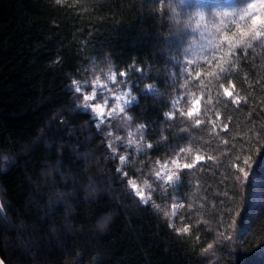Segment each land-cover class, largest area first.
Here are the masks:
<instances>
[{
    "label": "trees",
    "instance_id": "16d2710c",
    "mask_svg": "<svg viewBox=\"0 0 264 264\" xmlns=\"http://www.w3.org/2000/svg\"><path fill=\"white\" fill-rule=\"evenodd\" d=\"M210 2L222 9L242 7L248 0ZM168 3L0 0V148L34 146L30 159L0 175L4 210L34 225L27 235L37 238L26 251L13 245L19 250L13 258L24 264H264V147L251 148L257 139L264 144V45L252 41L246 56L237 50L241 59L233 61L235 88L230 90L241 99L239 106L223 97L216 105V93H211L208 115L216 121L215 131L192 126L189 132H180L185 125L179 118L167 120L164 113L172 110L175 98L179 109L186 110L187 96L181 87L186 74L181 70L187 59L201 64L203 59L193 55L201 42L199 33L184 24L183 15L195 9L179 8L182 15L174 23ZM111 72L116 77L113 89L128 86L137 97L126 110L132 128L146 125L144 142L154 146L140 152L120 148L119 153L128 157L124 165L113 158L106 143L112 139L106 135L109 130L127 139L121 121L98 130L90 111L77 106L72 86L77 80L89 89L94 80ZM121 72L126 73L124 79ZM146 85H154L156 94ZM204 95L201 114L207 91ZM223 124L228 125L226 130ZM45 141L51 142L50 149ZM189 143L200 149L204 160L197 168L183 170L180 183L165 190L154 173L170 161L173 151ZM85 151L92 154L90 172L105 192L93 202L79 197L72 201L77 212L72 231L66 232L61 225L63 208L51 214L47 209L37 211L35 201L42 203L43 197L30 189L26 173L34 176L43 160L60 158L66 171L82 177L84 164L77 153ZM237 155L245 160L239 181L230 167L239 163ZM117 168L140 186L145 181L152 185L150 204L134 197ZM59 186L70 188L73 183ZM174 202L184 207L173 209ZM110 210L117 214L101 233L94 227L95 219ZM53 223L61 225L59 241L50 238ZM185 226L189 230L180 231ZM220 231L229 239L218 240ZM209 243L213 248L205 251ZM6 245V236L0 235V246Z\"/></svg>",
    "mask_w": 264,
    "mask_h": 264
},
{
    "label": "snow or ice",
    "instance_id": "6c2138e0",
    "mask_svg": "<svg viewBox=\"0 0 264 264\" xmlns=\"http://www.w3.org/2000/svg\"><path fill=\"white\" fill-rule=\"evenodd\" d=\"M188 27L194 33H199L202 42L200 44V55L203 64L198 61L194 62L192 59L186 60V66L181 70L182 73L186 74V79L181 85L187 96L186 110L184 108L177 109V102L174 101L172 110L164 113V116L170 121L179 118L180 124L185 125L180 128V132H189V128L192 126L197 128L210 126L207 127V130L214 132L216 121L208 115L212 110L208 107L213 100L211 93L213 91L216 93V105L222 103L221 97H223L224 101H230L231 104L239 106L241 99L234 96L230 91V89L235 88L231 76L236 67L233 61L238 62L241 59V56L237 54V50L242 51L245 56L247 55L248 49L252 47V41H259L261 45H264V0H248L242 7L222 8L212 11L210 14L203 10H196L194 13H189ZM196 43L197 41L194 39L193 44ZM205 50H208L207 54H205ZM188 51H190V48ZM119 75L125 77L126 73L121 72ZM108 79L112 83L116 82L114 76H109ZM72 86L73 91L77 94L75 99L80 102L77 106L90 111L93 119L97 121L95 126L98 130L102 126L111 129L113 120L121 121L120 127L127 132L126 140L120 135H115L112 130L106 133L107 136L112 137L111 140L106 142L107 147L111 150L113 158L118 159L121 165L126 163L128 157L119 153L120 148L127 150L134 147L137 152H140L154 147L153 144L144 142V132L147 126L141 124L133 129L131 126L132 118L126 115V110L132 107L133 102L137 100V97L132 95L130 90L115 94L108 83H102L99 79L94 80L91 85L87 86L90 87V91L82 87L77 80L73 81ZM146 89L153 95L156 94L154 85H146ZM206 91L208 96L203 114H201L199 105L205 99L204 94ZM215 115L217 119L221 116L218 107ZM227 127V124H223L222 130H226ZM137 134H139L138 137ZM217 135L219 134L217 133ZM261 147H264V144H260L259 139L251 145V148H255L256 151H259ZM208 159L211 160L212 157L209 156ZM234 159L239 163L234 162L230 167L234 169L232 175L236 181H239L240 173L244 171L245 160L240 155L235 156ZM181 160L184 162L181 163ZM203 160L204 157L200 154L199 148L194 149L191 143L187 147L181 146L178 151H173L170 161H166L161 169L154 173L155 179L165 190L169 187L175 188L180 183V173L185 169L197 168ZM169 164L172 166V171L167 170ZM117 172L122 173L132 194L141 204L148 205L152 202L151 191L145 192V189L154 190L152 185L145 181L144 187H141L135 179L129 178V174L124 172L122 168H117ZM194 187H198V184ZM223 195H227V193H223ZM152 206L159 208V205L154 203ZM0 207L6 209L7 205L0 201ZM172 207L177 209L183 208L184 205L180 202H174ZM169 215V213H165V216ZM175 215L176 211H173L171 216ZM2 223L3 218H0V225ZM188 230V226L180 229L183 232ZM221 238L229 239L225 231L218 232L217 239ZM212 248L213 244L209 243L205 251ZM18 251L13 249L11 245L7 247L0 246V264H24L18 257L13 258V253Z\"/></svg>",
    "mask_w": 264,
    "mask_h": 264
},
{
    "label": "clouds",
    "instance_id": "9594fccd",
    "mask_svg": "<svg viewBox=\"0 0 264 264\" xmlns=\"http://www.w3.org/2000/svg\"><path fill=\"white\" fill-rule=\"evenodd\" d=\"M167 8L170 13L169 19L174 23L177 22V16L182 15L178 11L179 8H194V11L187 12L183 15L185 17V27L190 28L188 27L189 13H194L196 10H203L210 14L212 11L220 10L221 6L210 2V0H178V3H173L172 0H169ZM44 146L46 149H50L52 145L50 141H45ZM33 150L34 146L29 145L13 149L0 148V175L16 167L21 160L30 159ZM91 156L92 154L87 151L77 153V159L82 160L84 164L82 169L84 175L82 177L71 170L66 171L62 167L63 162L60 158L54 161L50 159L43 160L34 176L27 175L26 173L30 189L35 190L36 193L43 197L42 203L35 201L37 211L43 212L47 209L48 214H51L56 212L58 208H63L61 225L66 232L72 231L74 227L72 217L77 212L76 205L72 201L79 197L85 202H93L98 200L105 192L102 184L90 172L94 163ZM57 177H59V180H57ZM70 182L73 183V187L63 188L59 186L67 185ZM3 191V186L0 185V193H3ZM5 213L6 211L0 207V218H3V223L0 225V235L6 236V247L14 245L15 248L26 251L30 245H35L36 236L27 235L29 228L35 226L30 225L22 217H13L8 213L5 216ZM116 214V212L111 210L101 213L95 219V229L101 233L106 232L114 221ZM61 225L53 223L49 227L48 231L51 239L59 241Z\"/></svg>",
    "mask_w": 264,
    "mask_h": 264
},
{
    "label": "rangeland",
    "instance_id": "374dc122",
    "mask_svg": "<svg viewBox=\"0 0 264 264\" xmlns=\"http://www.w3.org/2000/svg\"><path fill=\"white\" fill-rule=\"evenodd\" d=\"M202 42H199V44L197 45V47H196V50H195V52L193 53V55L194 56H197V55H200V44H201ZM208 50H205V52H207ZM109 76H114L115 77V74L113 73V72H111V73H109L108 75H106L105 76V78L103 79V80H100L102 83H108L109 84V87H111L112 88V86H111V84H112V82L108 79L109 78ZM125 77H122V79H124ZM115 80H116V77H115ZM113 89V88H112ZM86 90H88V91H90L91 89L89 88V89H86ZM130 90V88L128 87V86H122V87H118L116 90L115 89H113V92L115 93V94H119V92H121V91H129ZM131 91V90H130ZM231 91V90H230ZM177 102L176 103V107H177V109H179V107H178V98H175L173 101H172V105H173V102ZM97 122V121H96ZM168 171H172L173 169H172V166L171 165H169V167H168V169H167ZM141 187H144V185L143 186H141ZM145 192L147 193L148 192V189H145Z\"/></svg>",
    "mask_w": 264,
    "mask_h": 264
}]
</instances>
